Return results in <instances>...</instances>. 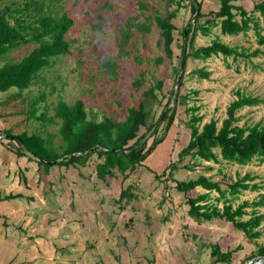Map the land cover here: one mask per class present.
<instances>
[{"label":"rangeland","instance_id":"1","mask_svg":"<svg viewBox=\"0 0 264 264\" xmlns=\"http://www.w3.org/2000/svg\"><path fill=\"white\" fill-rule=\"evenodd\" d=\"M13 1L3 0L0 5ZM40 1L44 10L27 11L26 21L32 24L39 13L57 19L66 13L74 20L66 35L70 54L52 59L51 67L42 69L29 89L0 92L1 134L5 131L15 137L22 133L40 135L62 152V120L55 118L59 101L74 105L82 100L90 120L110 118L120 122L127 118L129 109L147 100L151 109L148 126L156 121L158 124L170 92L177 91L179 73L175 70L181 64L183 30L190 21L195 22L190 0L182 3L172 21L177 29L172 57L165 52L155 18H166L178 8L179 0ZM263 1L234 3L252 13L254 6ZM198 2L206 15L200 22L212 19L209 13L220 9L221 0ZM254 17L264 27V15L257 12ZM217 37L230 46L252 51L259 48L254 30L225 36L219 28H214L208 37L199 35L195 45L206 47ZM38 43L9 52L0 58V66L20 62ZM200 69L209 72L210 77L201 79L196 74ZM183 76L179 92L190 96L187 104L178 107L165 142L127 179L120 173L107 182L99 179L96 165L102 160L97 155L86 166H55L47 173L28 159L29 155H17L20 146L15 140L11 142L0 135L10 153L9 157L0 153V264H216L212 254L215 247L223 252L233 251L232 261L226 264H242L256 253L258 246L264 245V220L258 228L262 235L253 241L224 220L199 224L188 216L186 196L177 192L175 183L156 179L157 173L162 174L171 162L178 160V153L190 140L187 108L199 107L198 113L204 117L202 124L215 119L220 127L227 117V107L238 97L237 91L264 101V54L237 62L223 56L206 61L190 58ZM160 81L164 83L162 90L155 87ZM152 88L157 100L145 95ZM195 91L199 93L194 94ZM163 95L167 98L163 99ZM12 97L16 100L10 101ZM237 117L239 126L256 125L264 120V102L242 108ZM162 123L160 135L166 125ZM153 130L148 132V127H142L139 133L148 134L149 145L157 129ZM215 151L219 163L203 162L194 171L180 169L174 173L175 179L188 181L205 175L228 190L238 178L250 174L254 180L248 183L258 184L260 189L243 191L234 205L256 201L264 195V163L254 159L241 165L235 161L237 154ZM189 162L190 157L180 167ZM128 186L133 187L134 198L129 205L125 201L119 204L121 192ZM10 193L23 197L3 202ZM202 194L207 195L210 204L223 207V202L217 203L219 194L215 191L208 193L198 188L191 196ZM164 197L168 199L163 201ZM247 211L249 215L244 220L252 215V210ZM258 212L264 214V207ZM61 256L62 262L58 260Z\"/></svg>","mask_w":264,"mask_h":264},{"label":"trees","instance_id":"2","mask_svg":"<svg viewBox=\"0 0 264 264\" xmlns=\"http://www.w3.org/2000/svg\"><path fill=\"white\" fill-rule=\"evenodd\" d=\"M2 1L0 0V4ZM167 1L174 2V0ZM184 1H176L178 8L170 12L166 18L161 16L155 18L161 29L165 52L169 57L173 56L174 31L177 30L172 21L177 17ZM238 1L240 0H221L220 9L209 13V16H213V18L200 22L206 16L202 13V3L198 0H190L192 16L198 14L195 22L191 23L190 21L183 30V37H185L186 30L188 37L182 46L181 59L185 45L188 50L187 61L190 58L206 61L214 56H223L225 60L232 57L233 61L237 62L239 59L252 60L264 54V50L261 49V47L264 48V27H261L259 21L254 17L257 12L264 15V1L256 4L252 13H249L244 7L234 4ZM42 2L40 0H14L10 5L3 7L0 5V58L16 48L39 42L38 47L34 48L20 62H5L6 64L0 66V92H9L14 88L20 91L29 89L41 70L51 67L52 59L70 54L71 45L66 39V35L73 26L74 20L66 13L59 19L52 15L39 13L32 24L26 21L25 13L27 11L44 10ZM18 5H23V7ZM214 28H219L221 34L225 36L247 34L254 30L259 48L252 51L244 47L230 46L219 37L212 40L210 45L197 48L196 38L199 35L210 36ZM175 71L179 73L180 65ZM196 74L201 79L210 77V73L204 69L197 70ZM137 82L139 83V81ZM163 84V81H160L155 87L162 90ZM198 93V91L194 92V94ZM145 95L152 100H157L154 88L147 91ZM237 96V99L227 107V117L220 127L215 119L202 124L204 117L199 115V107L193 105L186 109L189 116L188 126L191 130L190 140L178 153V160L171 162L162 174L157 173L156 179L175 183L177 192L186 196V205L189 207L188 216L197 223L210 222L214 219L224 220L230 222L235 229L253 241L262 235L258 228L264 220V214L258 211L264 207V195H260L256 201L246 200L237 206L234 205L235 198L243 191L260 189L258 184L248 183V181L254 180L250 174L238 178L236 182L229 185L228 190H223L220 183L205 175H199L196 179L188 181L177 180L174 177V173L180 169L194 171L203 162L219 163L220 159L215 151L217 149H220L222 154L228 151L237 154L239 158L235 161L241 165H248L254 159L264 163V120L254 126L236 124L239 121L237 113L242 108L256 106L264 101L259 97L243 94L241 91H237ZM166 98V95H163V99ZM189 98L190 96H183L179 91L170 92V97L167 98V104L160 116V119L163 117L162 122L166 124L162 129L164 133L162 132L163 135H160V125L152 134L151 145H149V139H146L148 134L139 135L142 127H148L149 132L157 124L156 121L148 126L151 109L150 102L147 100L140 102L137 107L129 109L127 118L120 122L110 118H105L103 121L90 120L82 100L76 101L74 105L59 101L55 108V118L62 120L59 128V133L64 141L62 152H58L55 146H50L46 139L40 135L22 133L18 138H15V142L20 146L17 155H29L28 159L36 162L39 168L47 173L55 166H86L88 160L97 155L102 160L96 165V174L99 179L107 182L117 173L127 179L139 167L144 166L143 164L165 142L168 131L176 119L178 107L181 104L186 105ZM33 107L36 108V103L33 104ZM34 115L35 110L32 112V116ZM188 157H190V162L180 167ZM166 188L169 189L168 185ZM198 188H202L208 193L217 192L219 194L217 203L223 202V207L210 204L205 194L192 197L191 193ZM22 197V194H10L3 200L9 201ZM133 198V187L128 186L121 192L118 202L120 204L125 201L126 205H129ZM167 199L168 197H164L163 201ZM248 209L252 210V215L248 220H244L243 218L249 215ZM212 254L216 257L217 263L226 264L233 259V251L223 252L220 247H215ZM259 256L264 257V245L258 246L256 253L242 264Z\"/></svg>","mask_w":264,"mask_h":264},{"label":"water","instance_id":"3","mask_svg":"<svg viewBox=\"0 0 264 264\" xmlns=\"http://www.w3.org/2000/svg\"><path fill=\"white\" fill-rule=\"evenodd\" d=\"M197 14L198 13H196V15ZM196 15L193 17V20H195ZM187 37L188 36H187V30H186L185 31V39H187ZM187 53H188L187 45H185L184 53H183V56H182V59H181V64H180L179 77H178V80L176 81L177 91H179V87L181 86V83H182V80H183V75H184L186 64H187ZM162 121H163V117L160 119L159 123L155 126L154 130L159 128V126L161 125ZM1 136L4 139L10 140V141L15 140V138H18V137L6 135V134H1ZM245 264H264V257L263 256L256 257V258L248 261Z\"/></svg>","mask_w":264,"mask_h":264},{"label":"crops","instance_id":"4","mask_svg":"<svg viewBox=\"0 0 264 264\" xmlns=\"http://www.w3.org/2000/svg\"><path fill=\"white\" fill-rule=\"evenodd\" d=\"M235 3H237V2H235ZM234 3V4H235ZM16 97H20L19 95H18V93H16V95H15ZM16 97H12L11 99H10V101L11 100H16ZM9 101V102H10ZM12 111V110H11ZM9 115H12V114H9ZM2 117V116H1ZM1 117H0V119H1ZM0 125L2 126V124L0 123ZM2 130H4V128L2 129ZM10 141V140H9ZM3 143V141H1L0 140V153H2L3 152V154H5L7 157H9L10 156V153L8 152L9 150L8 149H5L4 147V145L2 144ZM8 150V151H7ZM11 194V193H10ZM10 194H8V195H10ZM7 195V196H8ZM15 200H17V199H15ZM3 202H7V201H4V200H2ZM1 201V202H2ZM9 201H11V200H9ZM248 210H251V209H248ZM222 250V249H221ZM223 251V250H222ZM63 258V256H61V257H59V261H60V259H62ZM60 262H62V261H60ZM217 264V263H216ZM218 264H222V263H218ZM223 264H225V263H223Z\"/></svg>","mask_w":264,"mask_h":264}]
</instances>
